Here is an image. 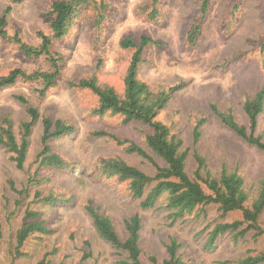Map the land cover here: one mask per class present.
<instances>
[{"label":"rangeland","instance_id":"rangeland-1","mask_svg":"<svg viewBox=\"0 0 264 264\" xmlns=\"http://www.w3.org/2000/svg\"><path fill=\"white\" fill-rule=\"evenodd\" d=\"M52 0H0V15L10 7L6 29L29 44H38L40 31L49 33L45 18ZM105 3V7L101 4ZM155 8V18L150 12ZM200 0H96L84 9L69 34L55 42L53 50L64 58L63 74L56 86L40 98L37 82L18 81L0 90V115L9 112L18 131L27 117L26 107L16 95H25L43 114L72 120L78 125L74 136L53 141V146L73 165L70 172L55 171L51 184L31 188L25 203L35 199L36 189L64 193L71 202L47 207L33 203L53 230L42 240L31 237L24 251L28 256L13 261L16 233L25 206L16 204L19 194L34 173L36 156L41 150L42 122L35 126L30 139L24 169H18L10 153L0 146V264H36L43 254L55 249L51 264H118L115 249L96 232L85 209L88 199L106 211L119 232L125 220L138 213L142 217V263L149 264L155 255L159 264L167 257L165 243L171 237L181 242L180 253L188 264H230L248 253L264 249V234L249 232L235 242L232 234L220 235L212 249L207 247L210 233L221 220H232L238 213L220 219L217 205L210 204L184 218L173 220L170 211L159 202L142 209L127 182L95 179L101 158L121 156L151 175L155 169L136 154H128L107 133L119 139L144 143L146 126L139 122L122 123V117L93 113L96 97L88 89L70 86V81L95 74L102 84L124 88V75L132 49L121 46L130 36L139 41L148 35L158 41L149 44L143 55L139 76L152 86H175V95L159 118L170 125L191 149L189 170L194 167V150L204 155L214 170L226 167L245 177L247 186L256 187L264 176V151L249 145L214 117L203 127L202 138L194 143L193 128L198 118L208 114L209 104L224 108L232 105L240 123L248 118L242 103L264 86V0H210L206 13ZM105 18L100 19V15ZM99 21V25H98ZM199 28L195 43L188 38ZM21 67L28 71L48 69L46 56H25L18 45L0 37V75ZM105 132V134H96ZM257 134L264 136V111L259 117ZM264 227V224H263ZM90 242L92 256L83 260Z\"/></svg>","mask_w":264,"mask_h":264},{"label":"trees","instance_id":"trees-1","mask_svg":"<svg viewBox=\"0 0 264 264\" xmlns=\"http://www.w3.org/2000/svg\"><path fill=\"white\" fill-rule=\"evenodd\" d=\"M200 1L201 11L206 13L210 0ZM95 2L96 0H52L45 14L50 32L40 31L38 44L25 42L19 34L9 35L6 25L11 8L8 7L0 15V37L16 43L27 57L46 56L49 68L33 71L21 67L13 68L7 74L0 75V90L18 81L37 82L39 86L35 89L36 93L40 98L45 97L47 92L56 86L63 74L64 58L53 50L55 42L65 38L81 12ZM101 5L105 7L106 4ZM155 14H158V9L154 7L150 16L155 18ZM101 18L105 16L102 14ZM198 33L199 28L189 32L188 38L191 44L195 43ZM156 43L159 42L148 35L142 36L139 41L133 40L130 36L121 40L122 47L132 49L123 79L122 92L113 86L102 84L95 74L69 83L75 88L88 89L95 95L96 105L93 113L97 116L116 114L122 117L123 124L139 122L146 126L143 136L144 146L130 139H119L112 133L107 134L118 144L124 145L126 153L136 154L147 160L154 167L155 174L151 175L121 156H115L100 159L95 179L127 182L132 196L140 199L142 209L153 208L159 202H163L174 221L195 212L200 215L201 210L210 204L217 205L220 219H225L230 213H238V216L232 220H221L216 223L207 242L209 249H212L220 235L226 232L232 234L235 242L244 239L252 231L256 238L262 236L264 234V176L258 180L256 187L247 186L242 173L226 167L219 170L212 169L206 157L198 150L193 151L194 167L189 170L190 147L185 146L183 139L173 131L172 127L159 118L173 99L176 87L152 86L139 76L146 47ZM16 98L25 105L27 117L20 122L17 131L9 112H3L0 115V146L10 153L18 169L22 170L25 167L31 135L40 121L43 132L42 147L35 161L37 167L29 177L28 183L22 189H18L13 181H10L19 194L16 204L25 206V213L16 233L13 261L28 256L24 248L31 237L42 240L45 235L53 232L46 220L42 218L41 211L33 207V203L53 207L72 201V196L66 198L64 193L56 191L54 187L45 195L40 189H36L34 200L27 203L23 200L30 195L31 188L40 184H51L55 171H71L73 165L54 148L53 141L74 136L78 131L76 122L43 114L40 108L25 95L18 94ZM242 108L248 118L247 124L237 120L232 105L222 108L216 102H211L208 114L195 121L194 143H198L202 138L203 126L210 121L211 117H214L249 145L264 151V136L256 132L259 117L264 111V86L247 96L242 103ZM96 134H105V132ZM85 209L98 235L117 252L118 264H143L140 214L136 213L127 218L124 232L121 233L117 230L112 217L92 198L88 199ZM86 244L89 249L84 253L83 260L92 256L90 242L87 241ZM165 246L167 257L164 259V264H188L180 253L182 244L176 237H171ZM54 252L55 249L46 251L36 264H51V255ZM149 260V264H159L155 255H151ZM230 264H264V249L256 253H248Z\"/></svg>","mask_w":264,"mask_h":264}]
</instances>
